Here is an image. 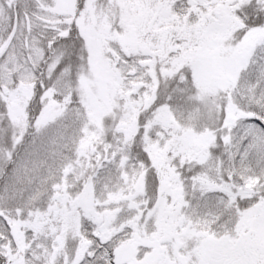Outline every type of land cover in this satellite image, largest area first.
<instances>
[{"label":"snow or ice","instance_id":"1","mask_svg":"<svg viewBox=\"0 0 264 264\" xmlns=\"http://www.w3.org/2000/svg\"><path fill=\"white\" fill-rule=\"evenodd\" d=\"M0 264H264V0H0Z\"/></svg>","mask_w":264,"mask_h":264}]
</instances>
